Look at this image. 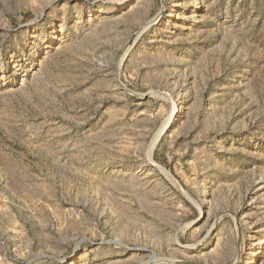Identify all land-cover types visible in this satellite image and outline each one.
Instances as JSON below:
<instances>
[{"label": "rangeland", "instance_id": "rangeland-1", "mask_svg": "<svg viewBox=\"0 0 264 264\" xmlns=\"http://www.w3.org/2000/svg\"><path fill=\"white\" fill-rule=\"evenodd\" d=\"M262 240L264 0H0V264Z\"/></svg>", "mask_w": 264, "mask_h": 264}, {"label": "bare ground", "instance_id": "bare-ground-1", "mask_svg": "<svg viewBox=\"0 0 264 264\" xmlns=\"http://www.w3.org/2000/svg\"><path fill=\"white\" fill-rule=\"evenodd\" d=\"M175 110L176 111H178L179 110V108L178 107H176L175 108ZM170 123V120H168L165 124H164V127L163 128H166L167 127V125ZM262 243H264V240H262Z\"/></svg>", "mask_w": 264, "mask_h": 264}]
</instances>
